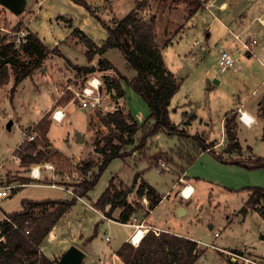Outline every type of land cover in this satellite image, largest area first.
<instances>
[{"label": "rangeland", "instance_id": "1", "mask_svg": "<svg viewBox=\"0 0 264 264\" xmlns=\"http://www.w3.org/2000/svg\"><path fill=\"white\" fill-rule=\"evenodd\" d=\"M26 1V5L31 6L28 9L26 6L24 13L21 12L22 15L13 13L0 4V10H2L0 26L11 31L10 33L0 30V37L6 34V37L15 38L17 35L12 31L33 19L32 26L36 31L35 34L39 35L38 37L48 47L58 45L60 55L55 53L47 55L41 67L35 69L32 76L23 79L13 95L10 93L12 79L0 88V184L11 187V194L0 198V220L4 212L9 213L20 209L24 198H71L72 189L83 177L76 170V166L84 159H97L100 156L94 151V141H101L103 135L109 132L98 116V112L104 115L105 110L81 108L75 102L70 101L71 97L66 103L57 104V100L65 95L67 90L70 91L65 88L67 84H72L74 88L78 87L87 75H77L72 64H97L98 56L89 62L84 54V44L77 36L71 34V26L77 27L74 24H81L84 16L89 15L95 20L96 18L73 0H44L42 7L37 4L39 0ZM86 1L99 11H103L102 16L105 19L122 15L119 9L116 11L118 15L114 9L108 11L106 7L110 8L111 0L109 2L99 0L101 3L93 2V0ZM168 5L172 6L169 14L176 16L175 3L171 0H151L150 13L142 14L148 17L153 11L160 12L157 41L161 47L166 68L177 80L181 81L178 91L170 102V120L185 128L190 135L196 132L204 133L208 139L214 141V148L221 152L226 144L225 137H222L224 132L220 123L224 113L236 106L238 102L243 101L244 108L257 116L258 102L264 91L257 88L256 93H251L256 84H251L249 73L256 72L260 78H263L264 67L255 57L252 61H248L249 65H245L246 54L242 50L240 54L233 57L235 63L222 70L217 50L221 45L220 37L226 36L225 30L218 27L216 37H213L214 34L206 37L197 33L201 27L198 24L191 32L184 34L180 40L178 36L176 37V23H168L164 27L165 13L162 12L166 11ZM40 8L49 18H45L43 12L38 14ZM125 8L129 10L130 4L125 5ZM95 20H92L90 26L93 22L95 23ZM26 30L29 29L26 28ZM193 40L197 41L196 46H192ZM165 42L168 43L164 45ZM183 46L196 49L195 57H185L179 51ZM199 49L202 50L198 53ZM105 56L111 60L121 74L126 76L135 74V70L127 66L118 49L110 48ZM262 60L264 61V57ZM93 73L100 74L104 78L106 76L112 78L116 75L113 70ZM124 88L125 95L118 99L119 106L127 115L130 113L138 123L143 122L149 113L145 101L130 87L125 86ZM56 107H63L64 117L61 121H51L47 131L50 144L45 147L44 141L37 134L34 138L38 147L45 148L47 151V157L50 159L46 162L54 164L55 174L52 176L47 171L49 175L44 176L43 173L48 168L42 167L39 180H30L28 184L22 186L18 177L28 178L27 169L31 164L21 166L11 156V152L24 136L25 130L33 133V130L29 129L38 117L45 111L51 113ZM235 118L238 123L237 111ZM9 120L12 121L10 125H8ZM80 135H83V141L78 140ZM139 136L140 132L136 134V141L139 140ZM237 136L242 145V154L233 156L224 154V157L246 162L250 154L246 149L247 145L250 146L253 154L264 157L263 117H258L256 123L249 127L239 122ZM184 141L182 142L177 135H170L165 130H159L146 140L142 148L133 149V145L125 146L124 150L128 154L125 157L111 159L101 172L96 184L83 199L91 207V202L99 197L109 181L113 179L116 187H128V200L131 203L140 201L143 204L142 198H138L135 191L131 190L134 177L138 174V183L146 181L161 195L169 191V196L161 200L145 217L147 223L196 240L199 249L204 252L194 264H230L225 255V251L230 250L263 257L264 217L255 210L242 214L240 208L249 192L244 187L264 188V168H243L244 172L238 170L241 174L211 171L208 175L210 178H207L210 181H193L194 194L189 199H179L171 186L177 181L180 173L178 166L185 163L183 152H179L183 155L182 157L180 155L181 158L176 154L180 151L178 147L188 148ZM56 152L60 153L63 158L56 155ZM161 162L165 164L163 167H160ZM206 166L207 164L203 162L196 164L195 169L203 167L202 169L205 170H218ZM52 182L55 186L50 185ZM72 208L75 213L70 220L71 226L67 231L70 236L67 239L70 245H76L85 253L79 264H97L98 257L111 260L112 253L131 231L130 223L103 219L101 215L99 219L94 220L95 213L78 201ZM179 208L185 212L180 214ZM107 209L108 206L105 207V210ZM117 213L118 209L114 210L113 215H118ZM134 216L138 221L145 216L144 210L138 211ZM133 218L131 221H134ZM64 224L67 226V221ZM95 224H97L95 234L88 241L87 238L94 233ZM215 231L218 235H214ZM55 243L56 241L48 242L45 239L42 245L46 251L58 252L59 247Z\"/></svg>", "mask_w": 264, "mask_h": 264}, {"label": "trees", "instance_id": "2", "mask_svg": "<svg viewBox=\"0 0 264 264\" xmlns=\"http://www.w3.org/2000/svg\"><path fill=\"white\" fill-rule=\"evenodd\" d=\"M73 1L82 5L106 31L104 41L97 44L82 29L71 26L70 22L71 34L77 36L84 44L87 60L90 62L98 56L95 65L72 64L75 73L79 75L104 70L115 71V77L106 76L104 79L108 89H115L116 102L118 103V99L124 97L123 85H125L143 98L149 113L143 122L138 123L130 113L128 115L124 113L119 105L113 112H106L104 115L98 112L100 120L109 130L103 135L101 141H94V151L100 156L97 159H84L78 163L76 170L83 177L72 189L71 198H24L20 209L9 213L4 212V217L0 220V236L2 237L0 264H57L61 254L50 258L40 249V245L60 217L68 212L76 201L87 195L111 159L125 157L128 154L124 150L125 146L133 145V149L142 148L146 140L159 130H165L170 135H177L182 142L185 140L188 148L178 147L180 151L177 150L178 153H176L179 158L183 155L185 158V163L178 166L180 173L193 164L198 154L204 151L224 163H233L247 169L264 168V157L253 154L248 145L246 149L250 154L246 162L224 157V154L227 156L242 154V145L237 137L238 123L235 118V108L229 109L222 116L226 144L221 152L214 148V141L208 139L204 133L196 132L190 135L185 128L170 120V102L178 91L181 81L177 80L165 66L161 47L156 39L154 15L145 17L142 14L149 8L151 0H134L133 6L125 14L120 17L111 16L109 19H105L102 16L103 11L94 8L86 0ZM171 2L175 4L185 2L188 17L203 7L201 0H171ZM106 8L109 9V7ZM27 31L26 41L18 44L15 38L6 37V34L0 37V88L12 79L11 95L23 79L32 76L34 70L41 67L47 55L50 53L60 55L58 45L48 47L35 32ZM110 48L120 51L127 66L135 70L134 75L126 76L116 70L111 60L105 56ZM70 97L71 92L67 90L65 95L57 100V104L66 103ZM50 114L46 111L29 129L44 141L45 147L50 144L47 139V131L51 124ZM259 116L264 118V98L260 101ZM138 132L140 136L136 141ZM25 133L29 132L25 130ZM15 151L20 157L21 166L43 163L50 159L47 157L45 148L38 147L34 139L25 140ZM181 151L183 155L180 154ZM55 154L63 158L60 153ZM88 175L89 177H86ZM138 177L139 175L136 174L131 190L135 191L138 198L145 196L148 200L147 207L153 209L160 202L162 195L146 181L138 183ZM18 178L21 183L30 180ZM244 188L249 192L240 212L246 214L249 210H255L264 217V188L258 186ZM128 191V187H116L111 179L99 197L91 202V207L101 214V218L121 223L130 221L132 215L138 211L144 210V214H148L140 201L131 203L128 200ZM106 206H108L107 210H105ZM116 209H118V215H113ZM96 228L97 224L94 225V233L87 238L88 241L94 236ZM202 252L204 250L199 249L198 242L194 239L168 231H160L156 235L151 230L145 234L137 246L124 241L115 251L123 264H194Z\"/></svg>", "mask_w": 264, "mask_h": 264}, {"label": "crops", "instance_id": "3", "mask_svg": "<svg viewBox=\"0 0 264 264\" xmlns=\"http://www.w3.org/2000/svg\"><path fill=\"white\" fill-rule=\"evenodd\" d=\"M109 1L110 0H108V2ZM201 1L203 2V7L196 10V12L189 17L187 15V6H186L185 2H179V3L175 4L176 16L173 14H169V12H171L170 10H171L172 6L168 5L166 7V11L162 12V13H165V15L162 14V16L164 15V27L168 23L169 24L176 23V37L178 36L180 40L182 39L184 34H186L187 32H191L192 29L196 28V26L198 24L201 27L198 29V32L197 31H195V32H197L198 34H201V35H205L206 37H210L212 34H214L213 37H216V31H218V27H221L223 30H225L226 36L220 37L221 45L218 47V50H217L218 56L220 55V50L229 51L233 57L237 54H240L241 51L244 50V52L246 54L245 59L247 60V61L245 60V62H244L245 65H249L248 61L249 60L252 61L253 57H255V59L257 61H259L261 63V65L264 67V61L262 60V57H264V0H201ZM43 2H44V0H39L37 4H39V6L42 7ZM93 2L101 3L99 0H93ZM133 3H134V0H111L110 1V8L108 9V11H111L114 9L116 12L119 9V11H121V14L123 15L128 10L127 8H125V5L130 4V6L132 7ZM26 4H27V1H26ZM26 6L27 5H25V7ZM30 6L31 5H29V7L27 6L26 8L28 9V8H30ZM25 7H24V9H25ZM24 11L25 10H23L22 13H24ZM0 12H2V10H0ZM41 12H43L41 10V8L38 9V14H40ZM147 12L150 13L149 8L146 9L143 13L147 14ZM22 13H19V15H22ZM116 13L118 15V12H116ZM43 14H44L45 18L46 17L49 18L48 16H46V14L44 12H43ZM152 14L155 17V31L157 34V31L159 28V18L161 17V15H160V12H155V11H153ZM54 16H56V15H54ZM92 20H95V19H93L89 15L87 17V15H86V17L84 16V20L81 24L77 23L74 25H77V27L82 29L84 32H87V35L88 36L90 35L89 37H91L95 43L100 44L106 38V31L99 24V22L96 20H95V23L93 22V24L90 26V24L92 23ZM33 22H34L33 19H30L27 23H25V25H22L21 27L26 26V28H28L32 32L36 33L35 29L32 26ZM236 35H238L239 38H241L242 40H245V41L251 40V39H256V43L252 46V52L253 53H250L248 50L244 49L241 46V43L236 38ZM156 39H157V37H156ZM196 44H197V41L193 40L192 46H196ZM195 50L196 49H194L193 47H187L186 48L185 46H183L182 49H179V51L181 53H183V55L185 57H190V58L195 57V55H196ZM200 50H202V49H199L198 53L200 52ZM185 53H188V54L185 55ZM249 74H250L249 80H250L251 84L252 85L256 84L255 88L252 90L251 93H254L255 89H257V88H261L264 91V77L260 78L256 72H250ZM263 98H264V93L258 102L257 116H255L254 114H252L251 112L247 111L244 108V102L243 101L238 102V104L236 106H234L233 108L237 109L238 107H241L242 109H245L247 111L246 114L249 113L251 116H253L255 118L254 123H256L258 117H260L259 116V106H260V101ZM44 113H42L38 117V119ZM51 121H53V120L51 119ZM239 122H241V121L238 119V127H239ZM220 123H221V127H223V119L222 118H221ZM241 123L244 124L243 122H241ZM254 123H252L251 125H253ZM245 126H247V125H245ZM223 132H224V130H223ZM221 133H222V131H221ZM223 136H224V134L222 135V137ZM203 162L207 164L206 167H210V168H214V169H218V170H211V169L205 170V169H202L203 167H200L198 170H196L195 165L203 163ZM35 164H41V162L35 163ZM51 164L54 165L53 163H51ZM243 168L244 167H241V166L228 165L227 163H221L219 161H216L214 159V157L212 155H210L209 152L204 151V152H201L198 154L195 162L193 164H191L190 166H188L184 172L178 174L177 181L173 183V185L171 186V189L175 190V195L179 199L186 200V199H189L195 192V187H194L193 183L195 181H199V180H203L205 182L210 181L207 178H210L208 175L211 174L210 173L211 171L212 172H214V171H216V172L225 171V172H232V173H236V174H241V171L244 172ZM27 170H28V175H29V169H27ZM45 170H46V172L43 173L44 176H48L49 175L48 172H50L52 176L55 174V171H53V168L52 169H45ZM238 170H241V171H238ZM179 177H182L183 180H179ZM28 178L30 180H35V179L31 178L30 175ZM30 180H29V182H30ZM26 184H28V182H23L22 186L26 185ZM184 185H189V187H187V191L190 189V187L193 188V192L188 198H184L182 196V194L179 192L180 189ZM187 191H185V192L187 193ZM168 192L169 191H166L164 194H162L161 200H163L164 198L169 196ZM78 202L83 203L93 213H95L94 220L100 218L101 214L99 212L95 211L94 209H92V207H90V205H88L86 203L87 201H85V199L81 198L78 200ZM155 207L152 209V211L155 209ZM182 212L184 213L185 211L183 210ZM74 213H75V211L73 210V208H71L68 212L63 214L45 238L48 242L56 241L55 244H58V247H59L58 252H54V251L50 252V251L44 250V245H42L44 241L40 245V249L48 257L52 258L53 256L61 254L63 251H65L67 249L68 245H70V242L67 239L70 236V234H68L67 231H68V228L70 229V226H71L70 220H71L72 216H74ZM148 214L141 217L138 221H136L137 218L134 216L135 214L132 215V217H134L133 218L134 221H131V219H132V217H131L130 221L127 222V223H130L132 229L123 238L124 241H129V237L134 230V224L139 223L140 221H143V223L146 227H156V228L160 229V231L171 232L169 230H164L162 228H159L154 224H148L146 221V218H145ZM3 215H4V213H3ZM66 215H67V217H66ZM63 219H65L64 222H61ZM65 221H67V223H68L67 226H65V224H64ZM108 221H110V220H108ZM171 233H173V232H171ZM174 234H176V233H174ZM177 235H180V234H177ZM180 236H182V235H180ZM184 237H187V236H184ZM188 238H190V237H188ZM190 239H192V238H190ZM123 242H121V244ZM121 244H119V246ZM84 256H85V253H84ZM111 257H112L111 260L107 259L106 257H98L96 259V263L97 264H111L113 261H115L119 264H123L121 262V260L117 257L115 252L112 253Z\"/></svg>", "mask_w": 264, "mask_h": 264}, {"label": "built area", "instance_id": "4", "mask_svg": "<svg viewBox=\"0 0 264 264\" xmlns=\"http://www.w3.org/2000/svg\"><path fill=\"white\" fill-rule=\"evenodd\" d=\"M2 12H0L1 14ZM0 30H5L7 32L11 31L9 29H6L3 26H0ZM27 30L25 27H20L19 29L12 31L13 34H16L15 42L21 43L26 41L27 36ZM236 38L240 41L241 46L248 50L250 53L252 52V46L256 43V39L251 40H242L239 38L238 35H236ZM220 61L222 70L228 67H231L234 63V59L232 54L227 50H220ZM66 89H69L72 92L71 100L72 102H75L77 105H79L81 108L85 109H91V110H105L106 112H113L118 108L119 103L116 102L114 99V96L116 94V91L114 88L108 89L105 83V79L100 74L95 73H89L84 76L82 82L79 84L78 87H73L72 84H67ZM238 114V119L243 122L245 125L250 126L252 123H254L255 118L251 116L249 113L246 115V110L242 109L241 107H238L236 109ZM51 119L54 121H61L64 117V111L63 108L56 107L50 115ZM35 133H25L24 136L21 138L17 146L13 149L11 152V156L15 158L16 161H20L19 155L16 153L15 150L18 149L19 144L23 143L25 140H33L35 138ZM223 140V138L221 139ZM165 164L164 162L160 163V167H163ZM48 168L52 169L53 165L48 162H44L41 164H31L29 166V175L31 178L35 180H39L41 177V168ZM179 180H183L182 177H179ZM51 186H55V184L52 182L50 184ZM188 185H184L180 189V193L184 198H188L193 190H188L187 194L184 192L187 190ZM11 187L3 186L0 184V198L7 197L11 194ZM143 204L150 213L152 209H149L147 207L148 200L145 196L142 197ZM8 221H10L9 218H7ZM16 226V225H14ZM152 231L154 234L158 235L160 232V229L156 227H146L143 223V221H140L139 223L134 224V230L131 233L129 237V242L137 246L142 238L145 236V234L148 231ZM28 232V231H26ZM214 235H218V232L215 231ZM2 237L0 236V239ZM108 239V237H106ZM225 255L227 256L230 264H264V256L260 257L253 254H245L240 251L236 250H230L225 251ZM111 264H119L115 261H113Z\"/></svg>", "mask_w": 264, "mask_h": 264}, {"label": "water", "instance_id": "5", "mask_svg": "<svg viewBox=\"0 0 264 264\" xmlns=\"http://www.w3.org/2000/svg\"><path fill=\"white\" fill-rule=\"evenodd\" d=\"M0 4L13 13L19 14L24 10L26 5V0H0ZM12 123L11 120L8 121V125ZM83 135L78 137L79 141H83ZM182 208L178 209L181 214ZM264 237V236H263ZM84 257V252L78 248L76 245H70L65 251H63L57 261V264H79Z\"/></svg>", "mask_w": 264, "mask_h": 264}, {"label": "bare ground", "instance_id": "6", "mask_svg": "<svg viewBox=\"0 0 264 264\" xmlns=\"http://www.w3.org/2000/svg\"><path fill=\"white\" fill-rule=\"evenodd\" d=\"M246 115H248V114H246ZM188 187H189V185H188ZM189 190L191 191V190H193V188H192V187H190V189H189ZM186 191H187V190H186ZM184 193H185V194H187L186 192H184Z\"/></svg>", "mask_w": 264, "mask_h": 264}]
</instances>
